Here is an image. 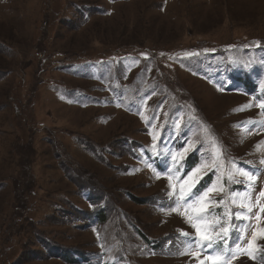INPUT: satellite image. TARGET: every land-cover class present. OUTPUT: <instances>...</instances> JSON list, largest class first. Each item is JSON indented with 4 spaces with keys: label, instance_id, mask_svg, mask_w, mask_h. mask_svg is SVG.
<instances>
[{
    "label": "rangeland",
    "instance_id": "374dc122",
    "mask_svg": "<svg viewBox=\"0 0 264 264\" xmlns=\"http://www.w3.org/2000/svg\"><path fill=\"white\" fill-rule=\"evenodd\" d=\"M262 81L264 0H0V264H199L155 173L257 203Z\"/></svg>",
    "mask_w": 264,
    "mask_h": 264
},
{
    "label": "snow or ice",
    "instance_id": "6c2138e0",
    "mask_svg": "<svg viewBox=\"0 0 264 264\" xmlns=\"http://www.w3.org/2000/svg\"><path fill=\"white\" fill-rule=\"evenodd\" d=\"M260 87L264 91V81L261 82ZM220 90L223 91L222 88ZM252 106L249 104L244 107ZM256 106L264 110V96L260 97V103ZM141 117L149 123L152 119L143 116L142 113ZM252 123L256 124L257 122L252 121ZM157 139L158 137L153 136L151 148L154 155H160ZM189 150L185 148L184 154ZM168 155L171 156V166H166L162 172L158 171L155 174L157 179H160L162 174L167 178L169 191L166 194L173 206L168 209L162 207L160 211L182 215L186 223L195 230L194 233L180 230L181 236L185 238L183 241L185 246L178 254L195 257L199 264H230L240 254H247L252 259L256 258V254L264 256V249H260L256 244L257 239H264V227L261 226L264 224V204L259 203L260 197H264V191H261L257 197V203L251 202V195L259 172L254 175L250 171L237 169L239 174L245 177V181H243L245 192L228 193L230 204H226L225 199L217 201L215 195H210V193L224 192L223 187L217 188L214 184L203 192L197 191L196 186L202 179V176L197 175L200 171L199 167L185 173L182 163L184 156L181 153L173 154L171 150ZM261 163L264 164V160ZM148 167H152V165L149 164ZM215 167L216 165L213 164L208 168V171ZM228 179L232 181L231 173H229ZM236 182L240 183L241 181ZM219 206H223L224 211L216 215L214 210ZM233 206L236 207V211H233ZM255 208H258V211L254 212ZM253 217L257 221V230L253 231L247 246L241 248V244L246 239L248 228L252 227ZM236 221L242 223L238 225L235 223ZM202 253H207V255L200 259Z\"/></svg>",
    "mask_w": 264,
    "mask_h": 264
}]
</instances>
